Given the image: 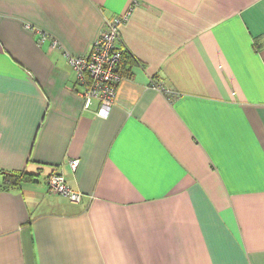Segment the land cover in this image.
<instances>
[{"label":"crops","instance_id":"0c3cea01","mask_svg":"<svg viewBox=\"0 0 264 264\" xmlns=\"http://www.w3.org/2000/svg\"><path fill=\"white\" fill-rule=\"evenodd\" d=\"M126 16L102 118L64 54ZM0 264H264V0H0Z\"/></svg>","mask_w":264,"mask_h":264},{"label":"built area","instance_id":"2783aa9c","mask_svg":"<svg viewBox=\"0 0 264 264\" xmlns=\"http://www.w3.org/2000/svg\"><path fill=\"white\" fill-rule=\"evenodd\" d=\"M114 18L106 21L99 38L92 45L91 52L83 56H71L64 54L67 64L75 71L80 85L84 87L82 96L85 99V106L90 101L98 99L100 108L97 112L99 117L106 118L113 105V99L118 84L122 80L119 65L122 58V49L116 45L118 27L126 20ZM40 42L46 39L40 35ZM78 160H72L70 167L75 170ZM48 191L66 197L72 203H80L82 195L75 192L66 185L61 174H53L48 179Z\"/></svg>","mask_w":264,"mask_h":264},{"label":"trees","instance_id":"16d2710c","mask_svg":"<svg viewBox=\"0 0 264 264\" xmlns=\"http://www.w3.org/2000/svg\"><path fill=\"white\" fill-rule=\"evenodd\" d=\"M122 51V56H123ZM122 59V58H121ZM120 70V65H119ZM31 177L30 175L26 174L25 172H14V171H7L3 173V185L2 189L9 190L10 187L20 184L23 180L26 181L28 178Z\"/></svg>","mask_w":264,"mask_h":264},{"label":"rangeland","instance_id":"374dc122","mask_svg":"<svg viewBox=\"0 0 264 264\" xmlns=\"http://www.w3.org/2000/svg\"><path fill=\"white\" fill-rule=\"evenodd\" d=\"M68 54V53H67ZM123 76V75H122ZM123 79V78H122ZM155 89H157V90H161V91H163L164 92V90L161 88V86H159L158 84H155L154 86H153ZM169 93H171V91L169 90L168 91ZM103 118V117H102ZM54 174H57V173H54ZM51 175H53V174H51ZM50 175V176H51ZM50 176L48 177V179L50 178ZM78 204V203H77Z\"/></svg>","mask_w":264,"mask_h":264}]
</instances>
